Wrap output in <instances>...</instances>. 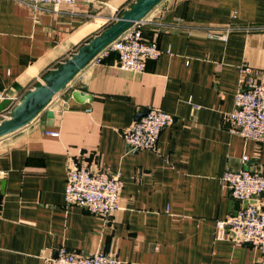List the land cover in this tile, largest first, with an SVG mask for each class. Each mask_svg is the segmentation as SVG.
<instances>
[{"label":"crops","instance_id":"0c3cea01","mask_svg":"<svg viewBox=\"0 0 264 264\" xmlns=\"http://www.w3.org/2000/svg\"><path fill=\"white\" fill-rule=\"evenodd\" d=\"M133 1L79 0L53 12L0 0V90L21 97ZM145 17L143 37L158 31L161 53L144 71L120 70L106 53L51 101L44 119L0 138V264H45L61 246L115 253L123 264L260 258L251 245L215 239L214 222L251 203L264 207V195L238 201L221 183L227 169L264 167V143L229 132L225 120L237 68L251 66L264 80V0H163ZM225 28V38L209 34ZM70 88L91 99L76 102ZM13 106L0 102V120ZM151 107L170 113L171 124L155 150H129L122 130ZM69 158L119 172L120 208L107 220L65 204Z\"/></svg>","mask_w":264,"mask_h":264},{"label":"built area","instance_id":"2783aa9c","mask_svg":"<svg viewBox=\"0 0 264 264\" xmlns=\"http://www.w3.org/2000/svg\"><path fill=\"white\" fill-rule=\"evenodd\" d=\"M32 10L58 12L61 8H73L79 0H17ZM111 21V20H110ZM114 21V20H113ZM150 21L143 18L122 33L94 60L106 53L116 54L120 70L140 73L146 61L155 59L160 53L157 45L158 31L153 38L143 37V27ZM230 28L210 30L209 34L225 38ZM238 85L234 96L233 109L226 114L229 132L264 143V80L257 77V70L248 65H240ZM256 73V74H255ZM41 82V81H40ZM20 97L10 96L0 90V102L10 100L15 105ZM173 120L170 113L159 107L147 108V112L122 130L123 140L129 150H155L160 132ZM56 136L57 132L45 130ZM243 156V161H248ZM221 183L230 196L238 201L256 200L264 195V167L252 169L241 167L227 169L221 176ZM122 181L119 172L107 168L91 169L76 158H69L65 170L64 202L78 205L89 213L107 220L120 208L119 197ZM215 239H229L236 245H251L259 249L261 256L254 264H264V207L251 203L238 209L234 214L216 219L214 222ZM45 264H123L115 253L96 250L82 255L64 246L58 247L44 257Z\"/></svg>","mask_w":264,"mask_h":264},{"label":"water","instance_id":"95a60500","mask_svg":"<svg viewBox=\"0 0 264 264\" xmlns=\"http://www.w3.org/2000/svg\"><path fill=\"white\" fill-rule=\"evenodd\" d=\"M162 1L134 0L114 21L81 45L71 56L49 70L42 77L40 83L27 90L19 98L18 102L11 108L9 115L0 120V138L27 126L36 118L44 119L46 107L57 95L64 92L71 85V82L80 71L122 33L145 18ZM68 96L79 103L91 99L90 94L75 88L69 89ZM146 112L147 109L141 115Z\"/></svg>","mask_w":264,"mask_h":264}]
</instances>
